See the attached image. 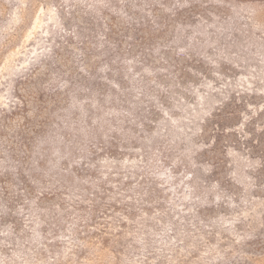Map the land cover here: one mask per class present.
Listing matches in <instances>:
<instances>
[{
	"label": "rangeland",
	"instance_id": "rangeland-1",
	"mask_svg": "<svg viewBox=\"0 0 264 264\" xmlns=\"http://www.w3.org/2000/svg\"><path fill=\"white\" fill-rule=\"evenodd\" d=\"M0 264H264V0H0Z\"/></svg>",
	"mask_w": 264,
	"mask_h": 264
},
{
	"label": "trees",
	"instance_id": "trees-1",
	"mask_svg": "<svg viewBox=\"0 0 264 264\" xmlns=\"http://www.w3.org/2000/svg\"><path fill=\"white\" fill-rule=\"evenodd\" d=\"M220 133H223V129L220 131ZM217 135V137H222V134H216Z\"/></svg>",
	"mask_w": 264,
	"mask_h": 264
}]
</instances>
